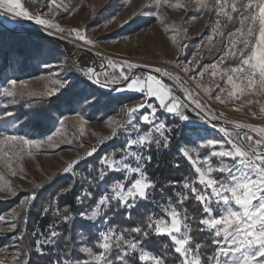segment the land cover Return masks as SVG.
Returning <instances> with one entry per match:
<instances>
[{"label":"rangeland","instance_id":"rangeland-1","mask_svg":"<svg viewBox=\"0 0 264 264\" xmlns=\"http://www.w3.org/2000/svg\"><path fill=\"white\" fill-rule=\"evenodd\" d=\"M21 2L32 13L51 20L53 24H59L65 32L60 33L55 28L37 24L35 19L16 17L0 9V57L6 50L11 54L6 59V71H2L0 75V132L7 129L10 134L45 141L53 132H57V135L53 136L52 143L46 142L39 149L29 150L24 146L21 151L7 144L0 146V202H5L6 206L0 212V216L5 217V220L0 221V264H15L13 256H19L21 264H50L49 261L55 264L58 259H63L65 254L70 256L72 253L76 256L82 254L80 260L84 261L88 256L80 251L83 242L99 251L95 247L98 233L113 225L102 215L94 221H87L90 232L83 234L85 223L78 217L77 225L73 228V242H70L69 234L64 236L63 233L64 222L61 217L65 210L57 203L59 192H55V188L66 180L70 183L78 180L84 185L81 193H92L93 198H86V205L80 210L87 212L112 181L122 180L128 185L136 179L137 176L131 172L127 174V179L123 178L122 173H111L107 184L93 178L98 177V162L102 156L115 152L119 159L122 154L120 150L125 148L129 133L135 138V129L123 126L130 119L139 126L140 134L149 131V125L140 120L142 115L151 111L147 107L148 104L157 106L156 120L167 124L171 130L167 133L168 145L172 140L177 144L179 153L181 149L195 148L201 157L208 155L207 149L198 147V137L227 140L229 137L221 129L232 132L234 136L237 130L233 122L264 127V121L260 120L264 115L252 116V112L259 114L261 105H264V94L257 95L254 91H246L237 100L230 96L234 91L232 85L227 83L226 77L222 79L224 70L238 63V59L232 58L221 62L223 53L217 51L224 49L228 41L227 34L239 26L237 13L231 11L233 0H227L225 8V11L233 16L232 21H228L220 12L217 0H167V3L161 0L158 9L154 6V0H56L59 7L53 6L52 0ZM248 2L249 0H235L238 9ZM220 3L224 4L225 0H220ZM177 4H183L184 7L174 6ZM72 29H79L93 44L79 40L74 32L69 34ZM220 32L224 35H219ZM115 52L123 53L124 56ZM194 60L196 62L191 63ZM126 61L136 67L129 68ZM27 63H30V69L25 73L20 74L13 70L22 66L20 64ZM181 66L190 67L191 71L185 72ZM213 66L219 73L215 77L210 71ZM122 67L130 76L146 79L148 75H152L161 80L172 92H176L193 112L207 121L206 126L185 125L177 116L165 114L163 108L158 107L159 102L148 97L146 91L142 95L139 90H129L127 82L122 79H116V82L112 83L113 76H120ZM88 68L95 69L96 77L93 80L98 77L101 84L107 75L108 86L102 87L89 80ZM155 68H161L162 71L156 73ZM164 70L169 75H164ZM201 72L203 76L200 75ZM57 79L71 82V88L62 90L53 98L43 95L48 89L56 86L54 81ZM9 80L26 82L16 86L17 90L23 91L25 95H17L15 103H11L12 98L3 92V88L11 87L7 83ZM191 82L198 89H195ZM234 82L241 83L235 76ZM217 85L220 87L217 88ZM206 88L209 91H205ZM221 88L223 91H220ZM189 92L205 106L204 110L196 108L189 98ZM81 93L92 94L89 96V101H93L92 106H88L86 101L77 102V95ZM217 95L225 102L220 103L215 99ZM63 98H66L67 103H62ZM248 100L253 103L248 105ZM139 103H144L145 107L139 109L134 117H130L126 109L134 108ZM5 104L8 105L7 108L4 107ZM37 112L41 113L40 119L35 116ZM5 113L12 115L6 116ZM78 114L83 116V123ZM34 120L46 122V130L33 129L31 123ZM113 128L119 131L115 138H111ZM243 131H248L249 135H259L251 130ZM105 137L109 139L104 140ZM190 140L195 143H190ZM91 146H95L97 151L92 156H86ZM163 148L165 147L157 148L152 144L150 149L132 146L129 150L152 157L150 162L141 163L144 164L146 174L153 180L152 174L159 163ZM14 152L19 155H14ZM192 156L195 159L197 153H192ZM78 159L80 163L73 171H63L67 163ZM126 161L132 167L137 165V161L131 156H127ZM9 163L11 169L8 167ZM216 163V158H212L211 164ZM188 167L186 178L162 182L167 185L166 189L160 193L156 192V197L151 194L149 199L154 203L150 213L161 215L158 206H163L168 197H172L175 202L176 192L188 191L181 185L185 180L191 183L196 179V173L190 163ZM12 172L16 174L12 175ZM173 181L179 184L173 186ZM196 187L201 186L197 184ZM65 188H69L68 183L63 187ZM33 193L35 199H31ZM191 197L193 199L188 201L193 203L185 201L183 208L187 213L189 208L191 210L192 214L188 213L190 217H194L189 221L191 234L195 242L202 245L200 253L206 258L212 255L215 246L211 244L212 237L207 232L197 231L203 213L195 197L189 192V198ZM137 209H133L132 213L139 212ZM199 209L201 211H197ZM14 212L17 215L13 218ZM34 212H39L41 223L36 229L31 227L27 230L25 225L32 223ZM95 221L97 224L94 228ZM13 223L16 225L14 229L11 228ZM50 224L57 225L55 230L61 233L55 238V243L45 242ZM68 229L71 227L67 226ZM81 237L85 240L82 241ZM165 238L164 245L169 244L174 253L170 262L160 251L145 245L143 247L163 258L166 264H179L170 238ZM37 240L41 241L40 245L36 244Z\"/></svg>","mask_w":264,"mask_h":264},{"label":"snow or ice","instance_id":"snow-or-ice-1","mask_svg":"<svg viewBox=\"0 0 264 264\" xmlns=\"http://www.w3.org/2000/svg\"><path fill=\"white\" fill-rule=\"evenodd\" d=\"M167 3V0H164ZM161 0H154V6L159 7ZM52 5L59 7L56 0H52ZM183 8V4L174 5ZM227 0L224 4L217 0V7L223 13L228 21L233 20V16L225 11ZM0 9L5 10L9 14L16 17H24L29 20L35 19L39 25L47 28H55L58 32L64 33L65 29L59 24H53L51 20L42 18L39 14H34L26 9L21 0H0ZM231 11L237 13L238 27H235L232 32H229L228 41L224 49H217L222 52L221 62L232 58L238 59V63L231 68L224 70V77L227 83L232 85L234 91L230 96H234L239 100L240 96L246 91H254L255 94H264V0H249L247 4L241 5L238 9L233 0ZM75 33L79 40L86 44H93L91 39H87L79 29L70 30L69 34ZM223 36L224 33L220 32ZM192 61L191 63H195ZM129 68H134L136 65L129 64ZM183 71H191L190 67L181 66ZM156 73L162 71L161 68H155ZM211 75L217 76L219 73L216 67L211 69ZM88 79L93 80L96 77L95 69H87ZM164 75L169 73L164 70ZM203 76V72L200 73ZM234 76L241 83L234 82ZM116 79H122L127 82V89L146 91L148 97L155 98L159 104V108L165 109L168 113L177 116L183 121H188L189 117L182 111L184 108L183 102L172 93L171 88L165 85L161 80L156 79L152 75H148L146 79L138 76H130L121 68L120 76H113L112 83ZM179 79V77H176ZM94 83L102 87L108 86L107 75L105 81L101 84L97 77L93 80ZM246 82V83H245ZM11 87L3 88V92L11 97V103L16 102L17 95L23 96V91L17 90V85H24L25 81L9 80L7 82ZM55 87L48 89L43 95L49 98L56 97L58 93L67 91L71 88V82L57 79L54 81ZM243 85V86H241ZM220 86L217 85V88ZM209 91V89H205ZM220 91H223L221 88ZM239 93V95H237ZM34 95V93H28ZM88 95L78 94L77 102L86 101L88 106H92L93 101H89ZM192 103L197 109L204 110V105L196 98L188 93ZM220 103L225 101L219 95L215 97ZM252 100H248L247 104L251 105ZM7 104L4 105L7 108ZM243 106V105H242ZM144 103L137 104L134 108H127L126 111L130 117H134L135 113L144 108ZM147 107L151 111L140 117V120L149 125V131L140 134L139 126L130 119L124 127L135 129L136 136L132 138L129 133L125 143V148L121 149V155L117 159L116 153L105 154L99 160L100 168L98 177L99 181L107 184V178L111 173H122L123 178L127 179L129 172L137 176L130 184L126 185L122 180H115L108 184L107 190L102 193L96 200L94 205L90 206V210L79 213L81 219L86 221H94L102 215L106 216L105 209L112 210L113 202L117 208L123 209V215L127 221H132V211L138 207L139 202L149 200L152 190L155 189V182L146 174L142 161L150 162L151 156H143L138 151H130L132 146H139L141 149L147 147L150 149L152 144L157 148L163 146L168 147L167 133L171 130L163 121H157L155 113L157 106L148 104ZM124 109H122L123 111ZM239 111V109H236ZM6 116H11V113H5ZM264 115V105H261L259 114L252 112L253 117ZM37 119L41 118V113H35ZM79 116V114H78ZM203 118V117H201ZM215 118V117H213ZM67 120V117L64 118ZM83 123V116H79ZM235 135L225 129V135L229 137L227 140H217L215 138L198 137L200 140L199 148L207 149L209 154L201 157L197 149H181V155L189 161L196 173V179L189 183L187 180L181 185L183 189L188 191L176 192L175 202L172 197H168L163 206L160 207L161 215L157 216L155 212L148 213L144 219L137 222L135 227L126 228L117 232L116 227L110 226L104 231H100L96 238L95 247L99 251H95L94 247L88 246L83 242L80 251L87 254L88 259L84 261L71 260L69 254H65L63 259H58L55 264H166V261L157 254L150 252L143 247L150 234L158 236H167L173 245L174 252L178 255L179 264H264V127L252 124H242L233 122ZM259 133L258 136L249 135L248 131ZM119 134L117 128H113L111 138H115ZM57 132L47 137V140L31 139L24 135L10 134L7 129L0 132V146L9 145L10 147L24 150V146L28 149H39L44 143H52L53 136ZM109 139L105 137L104 140ZM101 141V143L104 142ZM70 143V142H69ZM190 143L195 141L190 140ZM97 151L95 146H91L90 151L86 156H92ZM192 153H197L194 159ZM14 155H19L14 152ZM7 155V153H5ZM131 156L137 161V165L132 167L126 157ZM216 158V165L211 164V159ZM80 163V160H75L67 163L64 172H71ZM179 167V164L175 165ZM11 169V163L8 165ZM12 172V175H15ZM215 174H219L218 176ZM2 179V177H0ZM173 186L179 182H171ZM201 187H196V185ZM71 189L65 188L67 192ZM189 192L195 197L202 209L203 216L199 220L197 231L207 232L211 237V244L215 246V251L211 256L206 258L201 256L200 249L202 245L195 242L192 236V229L189 223L194 217H190L187 210L183 208L185 201L189 199ZM92 199V193L85 191L76 197L77 201L83 203L84 199ZM31 199H35L33 193ZM47 212L48 209H43ZM58 211V210H57ZM119 214V213H117ZM17 214L13 213V218ZM62 220L67 222L69 216L67 209L62 214ZM5 220V217L0 216V221ZM107 222V221H105ZM57 225L50 224L49 234L45 237V242L51 241L55 243V238L61 233L55 230ZM11 228H16L15 223L11 224ZM35 234V233H34ZM135 234V235H133ZM23 238V234H21ZM84 241L85 238L81 237ZM37 245L41 241H36ZM168 247L167 244L164 245ZM15 264H21L19 256H13Z\"/></svg>","mask_w":264,"mask_h":264},{"label":"trees","instance_id":"trees-1","mask_svg":"<svg viewBox=\"0 0 264 264\" xmlns=\"http://www.w3.org/2000/svg\"><path fill=\"white\" fill-rule=\"evenodd\" d=\"M9 50H6L3 54L2 57H0V75L2 71H6L7 69V56L10 54L8 52ZM17 53V52H15ZM11 55V54H10ZM19 56V54H17ZM22 66H18L17 68H14L13 70L23 74L25 71L30 69V63L27 64H20ZM65 101L67 103L66 98H63L62 103L65 104ZM33 129H36L37 131H45L46 127V122H41L40 120H34L31 123ZM187 125V124H185ZM190 126V125H189ZM194 127V126H191ZM179 164V167H176L175 165ZM189 162L186 160L185 157L181 155L178 151L177 144H175L172 140L170 144L168 145L167 148H163L161 150V156L159 163L155 166L154 172H153V181L156 184V187L154 190H152V195L157 196L158 194L156 192H162L166 189V186L164 183H168L171 180H181L186 178V174L188 170L186 168L188 167ZM69 184L71 186V189L67 192L62 191L63 187H65ZM72 183V184H71ZM69 182V180H66L61 186L55 188V192H59V199L57 203H59V206L64 208V210L67 209V214L69 216V219L67 222H64V236L65 234H69L70 242H73L72 238H74V232L73 228L77 225V221L79 220V212L81 209L85 207V202L87 199H84L83 203H80L77 201L76 197L77 195H80L82 192V189L84 188V185L80 183L78 180H75L74 182ZM61 188V191H59ZM99 189V188H98ZM168 189V188H167ZM170 189V188H169ZM64 190V189H63ZM103 191V190H101ZM193 198H189L188 200H192ZM187 200V201H188ZM193 203L192 201H188ZM152 199H149L147 201L139 202L138 203V208L137 210L139 212L137 213H132V221H127L123 215V209L122 208H117L115 206V202H113V209L112 210H107L105 209L104 211L106 212V217L108 220L109 224H112L116 227V229H119L120 231L123 229H130L134 225H136V222H139L140 220L144 219L145 216L151 212L152 208ZM6 208L5 202H0V212L3 211ZM197 211H201L200 209ZM133 212V211H132ZM191 213V210L189 208L188 213ZM119 213V214H117ZM192 214V213H191ZM79 217V218H78ZM137 217V221H135ZM80 220H83L80 218ZM32 223L30 225H25L27 226V230H29L31 227L36 229L37 226L41 223V216H39V212H34L33 216L31 217ZM83 223H85V226L82 228L83 234H89V226H87L88 222L86 220H83ZM97 221L94 222V228L96 227ZM67 226L71 227V229L67 230ZM135 235V234H133ZM194 235V231H193ZM165 236H153L150 234L149 238L144 241L143 245L147 246V248L153 249V250H158L165 256L170 262V257L174 255V253L171 250V246L169 244L167 248L164 247V240ZM200 240V239H198ZM60 241V240H59ZM73 247H76L73 245ZM57 252V251H56ZM82 254H78V256L74 255L73 253L68 256L69 259L75 261L79 260L82 258ZM50 264H53L52 261H49Z\"/></svg>","mask_w":264,"mask_h":264},{"label":"water","instance_id":"water-1","mask_svg":"<svg viewBox=\"0 0 264 264\" xmlns=\"http://www.w3.org/2000/svg\"><path fill=\"white\" fill-rule=\"evenodd\" d=\"M179 101L183 102L184 104V108L182 109V111H184V113L189 117L188 121H183L181 120L183 123L190 125V126H199V127H204L207 124V121L204 118H201L200 115H198L197 113L193 112L185 103V101L176 93V92H172ZM163 111L165 112V114L167 115H173L168 113L165 109H163Z\"/></svg>","mask_w":264,"mask_h":264},{"label":"bare ground","instance_id":"bare-ground-1","mask_svg":"<svg viewBox=\"0 0 264 264\" xmlns=\"http://www.w3.org/2000/svg\"><path fill=\"white\" fill-rule=\"evenodd\" d=\"M107 52H110V51H107ZM115 54H117V55H121V56H124L123 53H119V52H115ZM191 83H192V85L194 86L195 89H198L197 86H196L193 82H191ZM234 114H235V113H234ZM238 116H239V115H238ZM260 120L264 121V118H261Z\"/></svg>","mask_w":264,"mask_h":264},{"label":"built area","instance_id":"built-area-1","mask_svg":"<svg viewBox=\"0 0 264 264\" xmlns=\"http://www.w3.org/2000/svg\"><path fill=\"white\" fill-rule=\"evenodd\" d=\"M141 94L144 95L145 94V91L144 92H141Z\"/></svg>","mask_w":264,"mask_h":264}]
</instances>
